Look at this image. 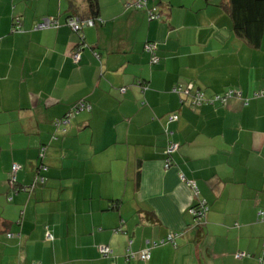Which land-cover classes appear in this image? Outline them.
Segmentation results:
<instances>
[{"label": "crops", "instance_id": "crops-1", "mask_svg": "<svg viewBox=\"0 0 264 264\" xmlns=\"http://www.w3.org/2000/svg\"><path fill=\"white\" fill-rule=\"evenodd\" d=\"M97 1L76 33L67 0H0V264H260L264 29L247 43L223 0ZM46 17L57 26L35 29ZM179 83L240 96L193 107ZM200 201L199 228L189 208Z\"/></svg>", "mask_w": 264, "mask_h": 264}, {"label": "built area", "instance_id": "built-area-1", "mask_svg": "<svg viewBox=\"0 0 264 264\" xmlns=\"http://www.w3.org/2000/svg\"><path fill=\"white\" fill-rule=\"evenodd\" d=\"M145 4H146V0H138L135 5L137 7H143V6H145ZM148 16H149V18L157 17V15L153 12H149ZM94 22H95V20L88 19V20L80 23L76 17L68 18L66 21V23L74 31L78 30L80 27L85 26V25H93ZM99 22H101V21L99 20ZM55 26H57V20L52 18V17H46V18H43L41 21L37 22L34 25V28L35 29H44V28L55 27ZM17 30H18V27H17ZM144 49L150 54V61L152 63H157L159 58L155 54L156 44L153 42H147L144 45ZM71 58L74 62H77L80 59V52L77 49L72 50ZM191 89H192V85L190 83H187V84L179 83L173 87V91L180 94L183 97V99L186 98L188 100V103L193 107L199 106L203 103H214V102H218L220 105H225L229 98L234 97V96H240V91H238L235 88H231V87L225 89L224 91L215 93L210 97H207L202 90H199V89L191 90ZM123 90L124 89H122V91ZM262 95H264V90L256 91L253 93V96H262ZM247 102H248L247 98H244V103H247ZM85 108L89 109V106L84 101L77 103V105H75V107L72 109V112H69L65 117L57 120L56 124L65 125L69 121V117L73 114V112L77 111L78 109H85ZM176 118H177V115L175 113H171L167 116V122L168 123L172 122V121L176 120ZM63 131H65V129H63ZM166 133L170 135L171 131L166 129ZM175 148H176V144L171 143L168 150L175 149ZM18 168H19L18 164L12 165V172L10 174L9 183H10V187L13 190L16 189L14 186L15 172ZM40 169H41V171L46 170L45 167H41ZM43 180H44V178L40 177V181L43 182ZM182 180H184L187 185H190L192 188H194V185L191 181L186 180L184 177H182ZM207 210H208V206L206 205V203L201 202V201L198 202V206H195V207L191 206L189 208V212L194 217V222L196 225L202 224L205 221ZM259 214H261V211L259 212ZM176 235H177V233H170V234H168V236L166 238L160 239L159 241H153L152 243H149L148 246H146L142 250L138 251L137 255H136V253L128 252V253H126V260H128L131 257H135V255H136L140 260L146 261L150 257V247L157 246V245L164 244V243L173 242ZM47 236H48V234H47ZM100 251L106 255V254H108V252L110 250L108 247L101 246ZM243 255H245L244 252H239L235 255V257L240 258ZM260 264H264L263 259H261Z\"/></svg>", "mask_w": 264, "mask_h": 264}, {"label": "trees", "instance_id": "trees-1", "mask_svg": "<svg viewBox=\"0 0 264 264\" xmlns=\"http://www.w3.org/2000/svg\"><path fill=\"white\" fill-rule=\"evenodd\" d=\"M67 2L65 21L76 17L81 23L88 19L96 20L99 17L100 8L97 0H85L83 8L79 7L77 0H67ZM221 6L229 14L234 32L252 46H258L264 29V0H223ZM82 27L75 32L79 33ZM69 112H72V109L65 116ZM192 206H198V203ZM202 224H197V226L200 228Z\"/></svg>", "mask_w": 264, "mask_h": 264}]
</instances>
